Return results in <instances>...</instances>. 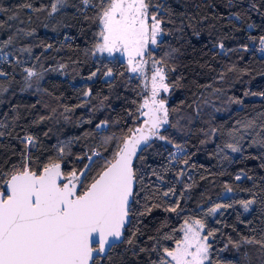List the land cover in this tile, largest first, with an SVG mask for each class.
<instances>
[{
	"label": "trees",
	"instance_id": "16d2710c",
	"mask_svg": "<svg viewBox=\"0 0 264 264\" xmlns=\"http://www.w3.org/2000/svg\"><path fill=\"white\" fill-rule=\"evenodd\" d=\"M51 2L0 0V7L8 10L0 12V70L7 73V76H0V132L4 133L0 136V169L6 172L13 165L21 163L23 144L20 138L25 135L37 138L36 146L31 149L33 168H39L49 158H55L54 146L64 144L69 153L65 157L64 170L70 171L72 168L79 170L89 163L87 159L78 161L77 156L91 155L97 151L103 158L110 157L112 147L105 145L103 138L119 137L128 127L134 126L136 108L140 102L137 95L139 80H129L131 74L126 72L124 60L92 54L94 33L98 28L92 19L84 20L71 6H81L80 0H70L69 6L59 14L49 16ZM155 2L170 9L169 13L164 14L165 20L170 22L164 24L167 31L163 37L164 45L154 49V55L157 58L163 56L164 49L169 50V47L179 49L174 61L176 71L170 74V82L179 78V86L166 94L168 106L193 114L197 107L212 105L219 111L208 116L210 129L215 128L218 132L208 140L200 118L184 126L183 139L173 142L184 147L186 155L183 158L189 161L187 166L167 161L166 155L171 148L167 152L153 150L152 146L157 144V140L144 152L145 160L138 162L141 173L137 187L139 204L133 206V223L125 237L139 227L143 235L136 239L138 251L139 247L148 246L145 243L147 237L156 234L161 222L167 219L169 226L163 231L168 232L171 228H178L183 219L189 216L204 219L209 228L220 229L214 243L217 249L227 243L228 237L234 241L242 236L255 235L259 238V229L264 226L259 198L248 213L238 204L221 210L222 215L205 213L216 203L248 199L249 193L243 191L245 189L259 193L264 188V168L260 166L264 164V159L244 158L259 156L262 151L256 147L249 148L248 143L260 131L259 124L264 123V116H261L264 113V97L252 95L264 92V53L259 51V37L264 36V0ZM26 3H31L33 8L44 6V11L22 7ZM253 3L259 6L258 11L251 7ZM235 14H239L240 18L237 19ZM87 15L93 17L95 10L87 9ZM9 16L15 18L9 19ZM249 24L255 27L249 28ZM29 32L32 34L28 35ZM10 36L13 37L12 43L4 46L3 41ZM221 42L223 49L218 46ZM245 44L248 45L247 51L241 48ZM47 45L52 47L48 48ZM2 53L9 54L7 61ZM25 68L42 74L35 89L25 88ZM108 68L112 69L114 78L104 76ZM97 69V75L89 80L90 74ZM88 89H91L92 95L85 98L83 92ZM85 100L87 103L84 107H75ZM235 100L242 103H235ZM228 104H232L229 109ZM66 107L74 111L65 112ZM129 112L133 116H129ZM173 114L170 112L171 123ZM42 116L46 119L36 123ZM65 116L68 118L65 119ZM88 120L91 123H87ZM249 120H255L257 127L247 133L241 129V133L248 137L243 144L244 153H232L225 149L229 159H223L224 153H217V146L223 147L233 142L229 133L240 127L237 121L246 123ZM101 121H108V125L96 129V124ZM165 128L167 131L162 129V135L171 130L167 125ZM45 133L48 135L45 136ZM85 133L89 135L85 136ZM202 140L206 143L201 144ZM106 147L108 151L104 150ZM103 158L93 165L89 180L99 171ZM182 169L185 174L178 176ZM241 169L252 179L235 180ZM189 184L192 187L186 188ZM225 184L232 187V193L225 191ZM169 188L175 190L176 200L181 201L180 207L184 212L177 216L157 208L146 216L136 215L144 210V197L148 195L153 196L152 201H147L148 204L158 202L168 206L162 198L157 197ZM252 228H256V232ZM132 251L127 244H120L113 250L112 264H149L148 254L133 256ZM220 256L234 264H264V251L258 245H243L239 251L229 246ZM151 258L155 259V254Z\"/></svg>",
	"mask_w": 264,
	"mask_h": 264
},
{
	"label": "snow or ice",
	"instance_id": "6c2138e0",
	"mask_svg": "<svg viewBox=\"0 0 264 264\" xmlns=\"http://www.w3.org/2000/svg\"><path fill=\"white\" fill-rule=\"evenodd\" d=\"M69 4L70 0H52L48 15L59 14ZM80 5L71 6L76 8L77 14L84 20L92 19L98 28L94 33L92 54L106 53L109 57L121 55L126 61V72L131 74L129 80H139L137 95L140 96V102L136 108L134 126L128 127L119 137L113 135L103 138V143L112 147L110 157L103 158L97 151H93L91 155L77 156L78 161L87 159L89 163L79 170L72 168L70 171L64 170L65 157L69 154L64 144L54 146L55 158H49L39 168H33L31 149L36 146L37 138L33 135L20 138L23 144L21 163L13 165L7 172L0 169V264H112L113 250L120 244H127L133 250V256L148 254L149 264H234L233 261L220 256L229 246L239 251L243 245H258L264 251V226L259 229V238L255 235L242 236L240 240L234 241L228 237L227 243L217 249L214 243L220 229L209 228L204 219L189 216L183 219L178 228H171L168 232L163 231L169 226L167 219L161 222L156 234L147 237L145 243L148 246L139 247L138 251L136 239L143 235L139 227L132 231L130 236L125 237L126 231L133 223V206L139 204L137 187L141 173L138 162L145 160L144 152L155 140L164 141L175 149L169 153V163L176 161L186 166L189 163L188 159L183 158L186 155L184 147L161 134L162 129L167 131L166 125L177 127V124L171 123L169 117L170 112L178 109L169 108L166 94L179 86V78L170 82V74L176 71L174 61L179 49L169 47L163 56L157 58L154 55V49L163 44V37L167 34L164 24L170 22L164 18V14L169 13L170 9L155 0H80ZM22 7L37 12L44 11V6L33 8L31 3ZM251 7L259 10L255 3ZM89 8L95 10V15L91 18L87 15ZM5 11L8 10L0 7V12ZM235 15L237 19L240 18L239 14ZM14 18L15 16H9V19ZM248 27L255 25L249 24ZM12 39L13 37H8L3 41V45L11 44ZM259 43V51L264 52V36L259 37ZM218 46L223 49V42ZM241 48L247 51L248 45H241ZM2 56L7 61L9 54L2 53ZM24 71L27 73L25 88L32 87L33 77H36L37 84L42 78V74L32 68H25ZM98 71L99 69L93 71L88 79L95 77ZM0 76H7V73L0 70ZM104 76L114 78L112 69L108 68ZM91 95V89L83 92L85 98ZM252 95L264 97V92ZM234 102L242 103L240 100ZM86 103L87 100L75 107H84ZM70 111L74 109L65 108V112ZM128 115L133 116V113L129 112ZM261 116H264V113ZM67 118L65 116V119ZM45 119L46 117L42 116L36 123ZM87 123H91V120ZM237 124L240 127L229 133L233 142H228L223 147L217 146V153H224L223 159H229L225 149L243 154V144L248 137L241 133V129L247 133L257 127L255 120L246 123L237 121ZM107 125L108 121H101L96 124V129ZM258 127L260 131L251 137L248 147L261 149V154L247 156L245 159H264V123H260ZM217 132L218 130L213 128L205 135H215ZM2 135L4 133L0 132V136ZM44 135L47 136L48 133ZM87 135L89 133H85V136ZM200 143L204 144L206 141L202 140ZM104 150L109 149L106 147ZM101 158L103 164L89 180L93 165ZM260 166L264 168V164ZM184 174L182 169L178 176ZM242 178L252 179L241 169L235 180L240 181ZM191 187V184L186 185V188ZM224 187L227 193L233 192L230 185L225 184ZM243 191L249 193L248 199L235 200L233 203H216L207 209L205 215H222L221 210L233 208L236 204L248 213L258 203V198L261 214H264V188H261L259 193L252 189ZM174 194L175 190L169 188L157 199ZM144 199V210L136 213L140 217L157 208L177 216L185 211L180 207L179 199L169 206L158 202L148 204L147 201L153 200L152 195L145 196ZM251 230L256 232L257 229ZM152 254H155V259L151 258Z\"/></svg>",
	"mask_w": 264,
	"mask_h": 264
},
{
	"label": "rangeland",
	"instance_id": "374dc122",
	"mask_svg": "<svg viewBox=\"0 0 264 264\" xmlns=\"http://www.w3.org/2000/svg\"><path fill=\"white\" fill-rule=\"evenodd\" d=\"M166 51H168V49L165 48L164 49V53ZM262 53H264V52H262ZM95 56L96 57L109 58V59H115V60L122 59V60L125 61V59L119 54H116L114 57H109L106 53H103V54L96 53ZM125 63H126V61H125ZM36 84H37L36 83V77H33L32 78V87L31 88L35 89L36 88ZM172 97H174V95H172ZM230 107H232V104H228L227 109H229ZM217 110L218 109L213 108L212 105L206 104L205 106H202L200 108L197 107L196 111L193 114H190V113L185 112L183 110L175 111V112H173L174 114H173V118H172V121H173L172 123L173 124H177V127L176 128H172L171 127V130L168 131L167 133L163 134V135L170 137V139L172 141H175V142L176 141H181L183 139V134L185 133L184 126H186V127L189 126L191 124V122L195 118H200L202 120V122L204 123V132L205 133H210V131H211V129H210V119H209L208 116L212 115L215 112H217ZM210 136L211 135H207L206 138L209 140ZM155 143H157V144H153V146H152L153 150L160 151V152H167L171 148V150L169 151L170 153L175 151V149L172 147L171 144H168V143H166L164 141L157 140ZM156 151H153V152H156ZM166 156H167L166 157L167 161L170 160L169 153H167ZM172 162H174V161H172ZM165 186H168V184H166ZM164 191H162V192H164ZM162 199H163L164 203L166 205H168V206L169 205H173V203L176 201L175 195H170L169 197L162 198Z\"/></svg>",
	"mask_w": 264,
	"mask_h": 264
}]
</instances>
